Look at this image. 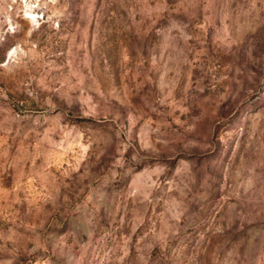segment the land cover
I'll use <instances>...</instances> for the list:
<instances>
[{"label": "rangeland", "instance_id": "rangeland-1", "mask_svg": "<svg viewBox=\"0 0 264 264\" xmlns=\"http://www.w3.org/2000/svg\"><path fill=\"white\" fill-rule=\"evenodd\" d=\"M0 264H264V0H0Z\"/></svg>", "mask_w": 264, "mask_h": 264}]
</instances>
